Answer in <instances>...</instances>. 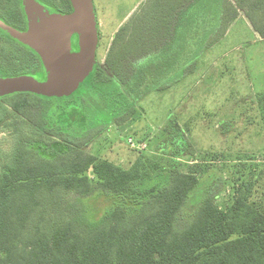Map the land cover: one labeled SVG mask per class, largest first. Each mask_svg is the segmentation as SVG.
<instances>
[{"label": "trees", "instance_id": "trees-1", "mask_svg": "<svg viewBox=\"0 0 264 264\" xmlns=\"http://www.w3.org/2000/svg\"><path fill=\"white\" fill-rule=\"evenodd\" d=\"M147 6L115 31L76 91L27 92L9 102L13 112L0 105V127L13 130L0 162V264H264L263 201L246 184L219 206L216 180L204 189V166L176 118L160 130L157 153L126 167L83 149L110 122L130 124L151 91L194 71L240 12L264 39V0ZM10 75L0 69V80ZM256 98L264 120V91ZM97 190L115 201L91 219L83 199Z\"/></svg>", "mask_w": 264, "mask_h": 264}, {"label": "rangeland", "instance_id": "rangeland-1", "mask_svg": "<svg viewBox=\"0 0 264 264\" xmlns=\"http://www.w3.org/2000/svg\"><path fill=\"white\" fill-rule=\"evenodd\" d=\"M150 1L97 0L99 65L118 23L146 9ZM263 91L264 39L240 12L225 36L199 58L194 71L176 85L151 91L138 102V116L130 124L121 128L110 122L83 149L126 167L141 152L157 153L160 130L170 117L176 118L189 128L188 137L196 150L194 162L204 166L199 173L201 179L208 178L204 189L216 180L219 206H226L233 193L246 184L253 185V197L264 203V120L256 102ZM11 143V133L0 127V162ZM190 159L184 161L191 163ZM114 201L108 193L95 191L83 199L87 217L99 218ZM191 210L189 204L184 207L180 224L188 220Z\"/></svg>", "mask_w": 264, "mask_h": 264}, {"label": "water", "instance_id": "water-1", "mask_svg": "<svg viewBox=\"0 0 264 264\" xmlns=\"http://www.w3.org/2000/svg\"><path fill=\"white\" fill-rule=\"evenodd\" d=\"M71 11L51 13L38 6L28 9L29 28L21 39L35 48L46 68V78L30 75L0 80V95L33 92L62 97L76 91L96 62L99 42L98 20L93 0H69ZM78 35V50L73 51L70 37Z\"/></svg>", "mask_w": 264, "mask_h": 264}, {"label": "flooded vegetation", "instance_id": "flooded-vegetation-1", "mask_svg": "<svg viewBox=\"0 0 264 264\" xmlns=\"http://www.w3.org/2000/svg\"><path fill=\"white\" fill-rule=\"evenodd\" d=\"M33 6H38L51 13L66 14L71 11V4L69 8L66 0H0V69L11 72L10 76L2 78L47 75L39 52L21 39V36L28 31L27 12ZM70 43L73 51H77V33L71 35ZM25 93L27 92L1 94L0 105L7 106L9 111L13 112L9 102ZM12 131V129L9 130L11 136Z\"/></svg>", "mask_w": 264, "mask_h": 264}, {"label": "crops", "instance_id": "crops-1", "mask_svg": "<svg viewBox=\"0 0 264 264\" xmlns=\"http://www.w3.org/2000/svg\"><path fill=\"white\" fill-rule=\"evenodd\" d=\"M97 0H93V4H94V10H95V14L97 13ZM131 12V11H130ZM130 12L128 13V14H130ZM96 17H97V19H98V34H99V29H100V27H101V25H100V18L96 15ZM122 25V21H120L119 23H118V25L116 26V28H115V30H117L120 26ZM115 33V32H114ZM113 33V34H114ZM113 36V35H112ZM112 36H110V39H112ZM258 106V105H257ZM262 118V117H261ZM263 120V119H262Z\"/></svg>", "mask_w": 264, "mask_h": 264}, {"label": "built area", "instance_id": "built-area-1", "mask_svg": "<svg viewBox=\"0 0 264 264\" xmlns=\"http://www.w3.org/2000/svg\"><path fill=\"white\" fill-rule=\"evenodd\" d=\"M128 142L132 145L134 144L133 139L131 137L128 138Z\"/></svg>", "mask_w": 264, "mask_h": 264}]
</instances>
